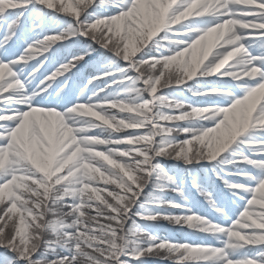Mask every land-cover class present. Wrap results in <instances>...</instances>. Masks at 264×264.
<instances>
[{"label": "snow or ice", "instance_id": "obj_1", "mask_svg": "<svg viewBox=\"0 0 264 264\" xmlns=\"http://www.w3.org/2000/svg\"><path fill=\"white\" fill-rule=\"evenodd\" d=\"M0 264H264V0H0Z\"/></svg>", "mask_w": 264, "mask_h": 264}, {"label": "trees", "instance_id": "obj_2", "mask_svg": "<svg viewBox=\"0 0 264 264\" xmlns=\"http://www.w3.org/2000/svg\"><path fill=\"white\" fill-rule=\"evenodd\" d=\"M162 228H164L165 230L171 231V225H168L167 222H162Z\"/></svg>", "mask_w": 264, "mask_h": 264}, {"label": "rangeland", "instance_id": "obj_3", "mask_svg": "<svg viewBox=\"0 0 264 264\" xmlns=\"http://www.w3.org/2000/svg\"><path fill=\"white\" fill-rule=\"evenodd\" d=\"M169 225V224H168Z\"/></svg>", "mask_w": 264, "mask_h": 264}]
</instances>
